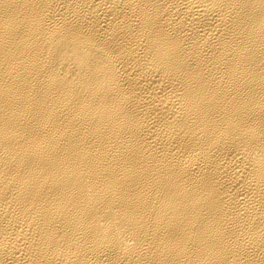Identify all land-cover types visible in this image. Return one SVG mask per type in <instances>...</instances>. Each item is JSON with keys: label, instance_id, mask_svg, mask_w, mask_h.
Segmentation results:
<instances>
[{"label": "bare ground", "instance_id": "bare-ground-1", "mask_svg": "<svg viewBox=\"0 0 264 264\" xmlns=\"http://www.w3.org/2000/svg\"><path fill=\"white\" fill-rule=\"evenodd\" d=\"M0 264H264V0H0Z\"/></svg>", "mask_w": 264, "mask_h": 264}]
</instances>
